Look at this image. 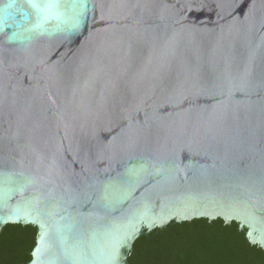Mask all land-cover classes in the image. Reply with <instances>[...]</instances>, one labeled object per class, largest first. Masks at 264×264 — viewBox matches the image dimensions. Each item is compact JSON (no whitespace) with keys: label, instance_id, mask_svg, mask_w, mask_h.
Here are the masks:
<instances>
[{"label":"water","instance_id":"1","mask_svg":"<svg viewBox=\"0 0 264 264\" xmlns=\"http://www.w3.org/2000/svg\"><path fill=\"white\" fill-rule=\"evenodd\" d=\"M264 250V0H0V232L26 264H131L177 222Z\"/></svg>","mask_w":264,"mask_h":264},{"label":"trees","instance_id":"2","mask_svg":"<svg viewBox=\"0 0 264 264\" xmlns=\"http://www.w3.org/2000/svg\"><path fill=\"white\" fill-rule=\"evenodd\" d=\"M37 229L8 224L0 232V264H26ZM131 264H264V250L252 245L236 222L201 218L171 223L138 238L129 252Z\"/></svg>","mask_w":264,"mask_h":264}]
</instances>
